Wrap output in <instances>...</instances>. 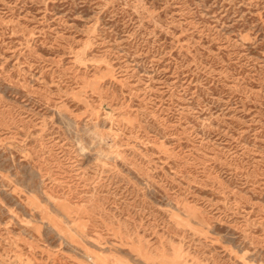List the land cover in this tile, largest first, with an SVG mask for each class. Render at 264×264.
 <instances>
[{
	"label": "rangeland",
	"instance_id": "rangeland-1",
	"mask_svg": "<svg viewBox=\"0 0 264 264\" xmlns=\"http://www.w3.org/2000/svg\"><path fill=\"white\" fill-rule=\"evenodd\" d=\"M0 264H264V0H0Z\"/></svg>",
	"mask_w": 264,
	"mask_h": 264
}]
</instances>
